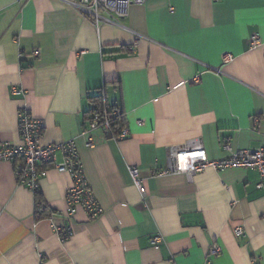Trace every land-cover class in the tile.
I'll list each match as a JSON object with an SVG mask.
<instances>
[{
	"label": "crops",
	"instance_id": "crops-1",
	"mask_svg": "<svg viewBox=\"0 0 264 264\" xmlns=\"http://www.w3.org/2000/svg\"><path fill=\"white\" fill-rule=\"evenodd\" d=\"M99 93L130 135L93 130L87 147ZM26 107L46 143L76 140L103 214L78 208L62 241L70 175L47 167L37 194L20 185L15 162H0V264H264L258 171L162 173L171 147L201 142L211 161L230 156L228 138L233 151L264 148V0H147L100 27L62 0H0V146L22 143Z\"/></svg>",
	"mask_w": 264,
	"mask_h": 264
},
{
	"label": "built area",
	"instance_id": "built-area-1",
	"mask_svg": "<svg viewBox=\"0 0 264 264\" xmlns=\"http://www.w3.org/2000/svg\"><path fill=\"white\" fill-rule=\"evenodd\" d=\"M68 5L76 8L81 15L94 22L97 27L103 24L119 25L120 19L128 16L129 8L133 5H144L147 0H62ZM215 3L221 0H213ZM250 43L257 47L261 44L258 34L251 37ZM39 51L35 54L39 55ZM233 59L232 55H227L225 63ZM19 131L22 138L20 145L3 143L0 146V162H15L17 165V178L23 187L28 188L34 193L40 189V180L44 176L47 167L52 166L60 173L70 175L72 186L67 193V212L65 214L66 223L57 233L62 241H68L73 236L72 219L78 208H82L91 220L98 219L103 214V208L96 199L94 191L90 186L85 174L83 161L78 151L76 140L72 139L58 144H48L44 140V122L36 118L32 111L26 107L21 109L18 118ZM101 129L110 138L117 141L126 139L130 131L125 124L118 135L114 134L108 120L101 122L97 116L89 121L88 127L83 131L87 147L93 146L90 132ZM230 156L211 161L207 151L201 144L185 147H171L169 149V165L163 174H183L189 178L203 172L208 167L218 170L226 168H250L259 172L261 181L257 185L264 190V148L242 149L233 151L230 139L223 143ZM60 157V158H59ZM60 159V160H59ZM134 185L146 197L143 179L140 170L136 167L129 169ZM37 209H44L46 206L38 203ZM236 237H246V232L242 227L235 230ZM154 244H161L163 237L158 234L153 239ZM221 252L219 247H213L210 255H218Z\"/></svg>",
	"mask_w": 264,
	"mask_h": 264
},
{
	"label": "trees",
	"instance_id": "trees-1",
	"mask_svg": "<svg viewBox=\"0 0 264 264\" xmlns=\"http://www.w3.org/2000/svg\"><path fill=\"white\" fill-rule=\"evenodd\" d=\"M90 99L93 108L89 112L87 120L91 121L95 116H97L101 122L108 120L113 133L118 135L126 124L124 113L118 109L117 106H109L103 93H99L97 96ZM37 194H39V192ZM38 200L41 201L40 199ZM45 214L46 211L44 209H37L38 217H42Z\"/></svg>",
	"mask_w": 264,
	"mask_h": 264
}]
</instances>
